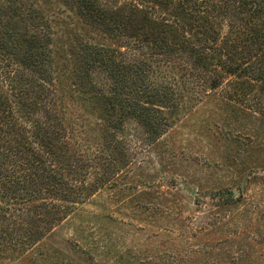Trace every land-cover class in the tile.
<instances>
[{"label":"trees","instance_id":"obj_1","mask_svg":"<svg viewBox=\"0 0 264 264\" xmlns=\"http://www.w3.org/2000/svg\"><path fill=\"white\" fill-rule=\"evenodd\" d=\"M58 5L133 55L81 37L64 41L66 49L49 43ZM157 54L165 63L141 58ZM70 73L79 110L85 102L132 117L145 128L139 144L155 138L179 97L201 91L220 88L263 112L264 0H0V193L19 200L0 208L2 253L37 243L70 203L93 195L127 163L126 154L116 157L120 122L105 119L108 143L98 146L79 111L68 113L64 97L72 90L63 78ZM158 100L169 111L160 121Z\"/></svg>","mask_w":264,"mask_h":264},{"label":"rangeland","instance_id":"obj_2","mask_svg":"<svg viewBox=\"0 0 264 264\" xmlns=\"http://www.w3.org/2000/svg\"><path fill=\"white\" fill-rule=\"evenodd\" d=\"M53 16L58 33L49 43L66 49L64 41L81 37L133 55L74 11L58 5ZM141 58L165 63L167 57ZM63 80L72 90L64 97L68 113L79 111L98 146L108 143L105 119L120 122L116 157L126 154L127 163L93 195L70 203L37 243L0 250V264H264V111L242 98L227 99L220 88L201 91L179 97L167 125L163 121L154 139L139 144L144 127L105 105L93 109L84 102L79 110L80 89L70 84L71 73ZM160 101H153L158 121L169 112ZM18 201L0 193L4 212Z\"/></svg>","mask_w":264,"mask_h":264}]
</instances>
